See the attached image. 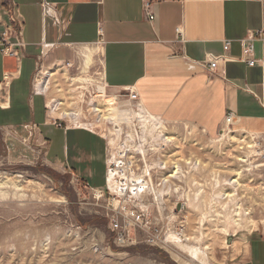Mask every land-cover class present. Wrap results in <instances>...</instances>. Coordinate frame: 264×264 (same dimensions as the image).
Instances as JSON below:
<instances>
[{
  "label": "crops",
  "instance_id": "1",
  "mask_svg": "<svg viewBox=\"0 0 264 264\" xmlns=\"http://www.w3.org/2000/svg\"><path fill=\"white\" fill-rule=\"evenodd\" d=\"M146 2L152 3V22L144 12ZM7 4L20 17L25 46L18 49L19 59L0 51V82L6 74L13 77L9 105L0 107V130L34 125L48 140L50 160L87 187H105L106 142L96 132L53 126L47 106L55 90L47 95H34L33 90L40 70L75 61L84 69L80 53L85 47H94L92 60L100 62L108 89L134 90L141 109L152 117L182 131L189 125L218 137L231 115V129L264 143V70L242 62L243 41L258 31L264 35V0H0V7ZM7 21L0 10V38ZM226 41L232 42L231 61L221 62L211 74L206 63L224 54ZM253 47L261 61L264 40L255 39ZM27 61L34 64L29 97L14 100L12 89L23 79ZM38 97L44 99L45 110L40 124L34 107ZM51 130L67 140L62 158L52 157ZM262 224V231L257 228L248 239L241 264H264Z\"/></svg>",
  "mask_w": 264,
  "mask_h": 264
},
{
  "label": "rangeland",
  "instance_id": "2",
  "mask_svg": "<svg viewBox=\"0 0 264 264\" xmlns=\"http://www.w3.org/2000/svg\"><path fill=\"white\" fill-rule=\"evenodd\" d=\"M75 64L74 70L58 77H73L72 71L78 74L79 62ZM100 65L96 59L91 64L90 77L98 82L90 91L122 94L98 88ZM33 70L32 62L24 63L23 79L12 89L14 100L29 97ZM34 107L36 121L43 123L44 99L35 98ZM3 116L0 114V118ZM136 123L134 120L132 130L123 126L131 140L135 137ZM188 126L182 131L183 127L165 123L164 133H173L170 136L175 140L165 161L171 164L191 159L201 163L200 168L190 172L184 181L174 182L169 193L167 187H156L155 180L157 197L150 192L138 201L146 210L145 219L150 225L131 234L125 245L117 242L108 217L120 203L112 202L113 207L109 197L95 198L84 182L50 160L46 153L48 140L34 125L0 130V264H241L248 239L263 228L264 168L243 174L235 199L250 215L243 217L240 229L229 225L234 207H225L227 200L219 195L226 190L230 193L228 182L235 178L233 171L240 169L236 156H244V151L236 140L228 139L224 147L212 143L222 137L221 133L218 137H207ZM138 127L145 136H141L145 144L148 137L155 140L160 136L159 131L150 135ZM131 134L134 136L130 137ZM50 139L53 159L62 158L67 140L55 130H51ZM255 140L259 144L256 150L263 153L257 157L256 153H250L257 165L264 162V143ZM150 156L147 154L145 159L148 161ZM195 249L205 253L206 262L192 258Z\"/></svg>",
  "mask_w": 264,
  "mask_h": 264
},
{
  "label": "built area",
  "instance_id": "3",
  "mask_svg": "<svg viewBox=\"0 0 264 264\" xmlns=\"http://www.w3.org/2000/svg\"><path fill=\"white\" fill-rule=\"evenodd\" d=\"M7 5L6 8L0 7L3 15L7 17L8 20L7 24L4 25V30L0 38V51L5 57L19 59L18 49L24 48L25 46L22 39L23 25L14 5ZM151 5V2H146L144 5V12L148 20L152 22L155 20V16L151 12ZM46 12L48 13L49 10L47 9ZM255 39L263 41V31L251 34L248 40L243 41L242 62L249 68L261 67L264 70V58L258 61L254 57L253 42ZM231 47L232 42L226 41L223 46L224 54L217 57L211 56L208 59L206 68L209 73L214 74L221 62L227 63L231 61L228 57ZM75 66V62H65L56 64L47 71H38L34 80V95H47L53 88L56 94L47 106L48 119L51 121V124L59 129L67 130L73 128L96 132L106 142L108 157L105 187L100 189L88 188L97 199H106V197H109L108 200L113 207L114 205L112 202L117 201L120 203V207H114L113 212L111 215L108 214V217L111 229L116 234L117 242L121 245H125L127 244L128 238H131V234H135L139 230H144V228L150 225L149 221L145 219L146 210L140 203L138 204V201H140L139 198L150 193V190L153 188L152 185H148V189L146 190L147 193L142 194L139 191L141 183H151L150 177L147 176L146 172L149 171L152 175L155 186V180H157L156 187H163L164 189V187L166 188L168 185L172 187V184L176 181L182 182L184 179H187L190 173V163L188 160L186 162L180 160L181 162L176 161L171 164L166 162L167 151L171 153L170 149L173 148L174 143L165 144L162 140L163 137L156 138L155 140L148 137L147 143L145 144V142L141 140L142 132L141 128L138 127V123L136 124L135 140H131L128 137L129 131L127 128L123 130L121 137L118 139L115 134H110L106 129V127L108 129L112 128L109 124L99 128L90 127V122H92L93 119L97 121V114L94 111L95 108L101 110L105 109L99 104L98 100H95V98H97L96 96L99 94L90 91V87H94V84L98 81L92 80L93 78L90 77V70L88 74H83V69L80 65L78 66V74L72 71L73 77L64 75L65 78L64 76H60L63 79V83L59 81L60 77H58L61 73L71 69L74 70ZM40 75L42 78H40ZM97 75L99 77L98 80H100V86L98 88L108 89L103 78V72L99 71ZM90 79L92 82H90ZM12 80V75L6 74L0 82L1 108H5L9 105V92ZM64 84H67L66 89L64 88ZM121 93L122 94L110 95L106 92L105 94L108 96V99L110 96H116L119 106L124 102H129L135 108L140 106L138 94L134 90L125 89L121 91ZM121 99L125 100L121 101ZM64 110L66 114L76 116V118L70 119V117L65 114ZM232 120V116L230 115L227 117L226 122L231 126ZM82 124H84V126H82ZM95 129L100 130L101 133ZM106 132H108V138L105 137ZM138 134L140 137H138ZM141 148L145 150V156L140 154L139 150ZM147 154L151 155L148 161L145 159ZM171 158L173 159V156H171L169 160ZM176 163L181 164L183 168L181 180L171 178L177 169ZM165 180L170 181L171 184L165 185ZM167 189H169L167 191L169 193L173 187H167ZM155 231L159 232L157 228ZM177 235L183 237V235Z\"/></svg>",
  "mask_w": 264,
  "mask_h": 264
},
{
  "label": "bare ground",
  "instance_id": "4",
  "mask_svg": "<svg viewBox=\"0 0 264 264\" xmlns=\"http://www.w3.org/2000/svg\"><path fill=\"white\" fill-rule=\"evenodd\" d=\"M96 48H97V50L95 51V55L98 54V56H100L101 55V53H100L101 48L99 46H96ZM80 54L85 58V66L83 69V74H88L89 70H90V66L93 63L92 58L94 56V47H85V48H83V50L81 51ZM95 58H97V57L95 56ZM90 82H92L91 79H90ZM97 94H99V95L96 96L97 98H95V100H98V98H99V104L101 106H103L105 109L101 110V109L95 108L94 111L97 114V121L90 122V127L99 128V127H105L106 124H109V125H111L112 128L110 127L111 129H108L106 127L108 132H110V134H115L117 136V138L119 139V137H121V134L123 133V130H124L123 126H129L132 130L133 129V121L135 120L143 128V133L147 132L148 134L153 135V133L155 131H159V134H160L159 137H163L162 140L164 141L165 144L175 142V140L170 136V135H174L173 133L170 135L167 133H164L163 130L165 129V122L162 119L152 117L151 115L146 113L143 109H141L142 107H140V106L136 107L135 110H129L126 107H132L133 108V106L129 102H124V104L121 105L122 108H120L118 105V100H117L116 96H110V98L108 99L107 98L108 96L104 92L97 93ZM123 106H125V107H123ZM64 112L66 114L65 110H64ZM66 115L69 116L70 119L76 118V116H72V115H68V114H66ZM225 123H226V125L224 126V128H222V130L220 132L222 137L220 139H218L217 141L213 140L211 142L219 145L220 147H224L226 145V142L228 139L236 140V142L239 144V147H240L239 149L244 151L243 152L244 156H240V155L236 156V161L239 163L240 169H239V171H233L235 178L233 180H231L230 182H228V185L231 189L230 193H227V190H226V192L219 195L222 200H227V202L225 203V207H228L229 205H233V207H234V209L231 210V212L233 214V219L228 220V224L236 227L237 229H240L242 227L243 217L249 216L250 213L246 209L244 210L242 205L236 201V199H235L236 193H237L236 188L238 186H240L242 177L244 176L243 174L245 172H250L253 169L264 168V162L258 163L257 165H254V163L252 161V159L254 157L262 156L263 153L260 152L259 149H258V151L256 150L259 147V144L256 142L255 137H252V136H250L251 138L247 137L246 133L239 134L238 131L231 129L230 124H228L227 122H225ZM82 126H84V124H82ZM192 128L195 131L200 132V130L197 129L195 126L194 127L192 126ZM108 132H106V134H105L106 138H108ZM135 135H136V133H135ZM132 136H134V135L131 134L130 137H132ZM138 137H140V136L138 135ZM142 137H145V136L142 134ZM142 137H141V139H142ZM200 137H201V135H200ZM132 138H133V140H135V137H132ZM142 141H143V139H142ZM207 141H209V140H207ZM198 146L204 150V148L201 147V145H198ZM139 151H140V154L145 156V150L143 148H141ZM250 153H256V155L253 157V156H250ZM189 161L188 162L190 163V172L196 171L200 168L201 163H199L198 161L192 162L191 159ZM176 165H177V169L175 170V174L174 175L172 174L173 177H171V178H174V179L177 178L178 180H181L182 179L181 175L183 174V171H182L183 168H182V165L179 163H176ZM146 174H147V176L150 177L151 183H147V184L141 183V185L139 186V191L142 194L147 193L146 190L148 189L147 188L148 185L149 186L152 185L153 188L150 190V192L154 193L156 196V188H155V184L153 181V177L149 173V171H147ZM164 183H166L165 185L171 184V182L167 181V180H165ZM263 183H262V185H263ZM166 187L172 188L170 185H168ZM262 189H264V186H262L261 191H262ZM174 191L178 192L177 190H174ZM191 256L194 260H201L199 262L203 261V263L206 262L205 253L204 254H203V252L201 253L199 251V249H195L194 251H192Z\"/></svg>",
  "mask_w": 264,
  "mask_h": 264
}]
</instances>
